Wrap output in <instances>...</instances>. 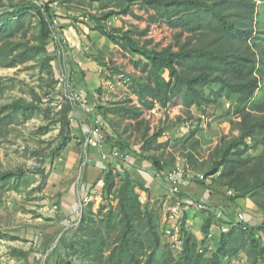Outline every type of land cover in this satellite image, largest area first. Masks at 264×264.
I'll return each mask as SVG.
<instances>
[{"label": "trees", "instance_id": "16d2710c", "mask_svg": "<svg viewBox=\"0 0 264 264\" xmlns=\"http://www.w3.org/2000/svg\"><path fill=\"white\" fill-rule=\"evenodd\" d=\"M91 1L99 3L100 12H84L87 24L113 44L137 55L133 63L143 72V75L129 77V94L136 97V102L130 103L133 100L128 98L118 105L95 104L98 114L105 117L110 112L119 118L132 119L136 129L144 125L138 154L161 171L174 166L175 156L171 152L165 156L154 154L153 150H161L168 144V140L160 141L166 126L149 133L144 111L180 104L184 107V117L175 118L180 123L185 117L193 118L195 110L205 115L210 105L228 102L226 114L239 117L237 121L231 119V127L237 132L222 135L207 159L199 161L202 146L196 133L201 117H196V127L180 139L183 150L180 155L191 169L205 176L212 175L208 183L194 182L204 187L213 184L222 188L232 205L237 199L250 200L253 210L261 211L263 217L251 224L246 220L237 221L235 210H223V217L217 220L214 210L207 205L202 210L205 213L200 225L202 237L197 239L187 229L184 213L178 224L183 247L174 253L163 240L164 230L160 233L153 210L148 203H143L140 193L149 191L143 181L135 179L125 169L114 171L108 165L102 176L104 199L96 210L92 202L87 203L77 221L78 237L70 244L77 259L59 256L52 264H236L242 257L245 264H264V100L255 96L261 87L260 77L264 76V46L258 43L259 34L264 31L254 19L257 0ZM259 1L264 3V0ZM52 2L54 0H25L0 8V41L9 45L6 52L0 49V65L15 67L32 55L47 53V41L53 32L58 42L61 40L64 26L59 22L58 29L51 27L52 18L60 15L51 7ZM111 2L118 8H109ZM137 4L149 12L150 23L161 19L176 29L172 42L157 48L147 45L149 39L140 42L134 37L133 34H146L149 24L143 30L108 24L111 17L134 15L132 6ZM27 15L36 19L37 42L13 41L11 37L22 31ZM42 65L46 67L47 61ZM97 92L102 93L101 87ZM36 106L22 98L6 105L14 114H25ZM72 109L71 103H66L59 142L51 151L54 158L72 139L69 128ZM109 124L112 126L113 122ZM104 141L116 146L121 153L131 151L109 133ZM24 178L22 170H0V182H12L14 187ZM227 189L233 194H227ZM110 196L115 199V206L107 204ZM222 222L228 225L227 230L207 240L209 229ZM12 253L24 254L15 249Z\"/></svg>", "mask_w": 264, "mask_h": 264}, {"label": "rangeland", "instance_id": "374dc122", "mask_svg": "<svg viewBox=\"0 0 264 264\" xmlns=\"http://www.w3.org/2000/svg\"><path fill=\"white\" fill-rule=\"evenodd\" d=\"M21 1L25 0H0V8ZM54 1L56 4L51 7L60 14L57 16L59 24L64 26L60 35L61 40L55 42L52 37L47 41V53L32 55L20 65L15 67L0 65V170L18 169L25 174V178L16 187L12 182H0V233L2 234L0 264H52L59 256L77 259L70 245L71 241H75L78 237L77 216L72 209L78 195L75 189L87 181L88 168L85 157H81L72 177L59 179L57 176L56 165L59 157H52L51 151L59 142L64 107L66 103H71L72 112L75 108L79 109L78 106L81 105L82 109H79L81 117L78 115L73 117L70 113L69 128L72 138L82 139L86 129L90 128L92 123L88 120L89 114H92L94 110L92 117L98 114L95 104L118 105L128 98L133 100L130 103L136 102V97L129 94L130 83L119 81L115 90H109L106 80L120 72L129 77L143 75L140 66L135 67L133 63L137 55H132L129 51L113 44L85 21L84 12H100L98 2ZM256 3L257 13L254 19L256 25L259 23L258 26L264 31V3L259 0ZM109 8L116 9L118 6L111 2ZM132 9L134 15L111 17L108 24L131 30H143L149 24L146 34H133L140 42L149 39L148 46L161 48L173 41L176 29L171 28L161 19L150 23L149 12L138 4L133 5ZM24 24L22 31L11 39L13 41L18 39L19 43H36L38 39L35 17L27 15ZM258 43L259 46H264V32L259 34ZM8 47L5 41H0L1 50L6 52ZM253 47L255 48L254 45ZM44 60L48 63L46 67L42 65ZM100 61L104 64H99ZM260 78L261 87L256 91L255 96L264 100V76ZM99 87L102 89L101 94L97 92ZM81 91L93 92L98 96L108 92V98L103 100L92 98V110L86 101L69 99L70 96ZM19 98L25 102H33L37 106L25 114L11 113L6 105ZM183 108L178 104L168 108L156 106L152 110L144 111L143 119L149 122V133L162 125L166 126L160 141L168 140V144L161 150H153L154 154L165 156L167 153L174 152L182 158L180 139L187 137L188 133L196 127L198 123L196 117H199V114H196L197 116L193 114V118L189 120L185 117L180 123L175 121L177 116L184 117ZM228 108V102L212 104L208 110L206 109V114L200 116L199 124L203 123L205 125L203 128L212 127L218 132L217 142L222 135L237 132L231 127V119L237 121L239 117L237 114H226ZM102 118L107 125H110V121L113 122L112 126L119 133L127 135L128 140L139 145L138 149L140 148L144 125L136 129L132 119L119 118L115 113L108 115L107 112ZM184 125L189 126L185 134L174 136L175 129H180ZM178 133H182V130ZM167 146L170 150L166 148ZM213 146L201 148L199 161L207 159ZM161 152L163 154H160ZM101 176V172L94 175L93 185L97 184ZM71 186L73 191L70 190V192ZM140 194L143 203H148L153 210V215L158 219V229L160 233H163L169 204L166 195L159 192L152 195L146 191ZM102 199H104L103 193ZM107 204L115 206V199L108 197ZM43 205L50 207L56 205L57 208L46 213L42 221H39L37 220L38 209ZM233 205L234 208L241 207L237 200L233 202ZM97 207L98 204L94 209L96 210ZM234 213L237 214L236 211ZM252 213L254 214L252 218L246 215L247 218L252 219V222H257L263 217L259 210L251 211L249 215ZM13 249L20 250L24 254L15 255L12 253ZM236 264H245V258H238Z\"/></svg>", "mask_w": 264, "mask_h": 264}, {"label": "crops", "instance_id": "0c3cea01", "mask_svg": "<svg viewBox=\"0 0 264 264\" xmlns=\"http://www.w3.org/2000/svg\"><path fill=\"white\" fill-rule=\"evenodd\" d=\"M83 93H84V98L82 99V101L88 102V105L91 106L90 108H92V105H93L91 103L92 98L93 99L101 98L102 100L105 98H108V92L103 93V95L101 96H98L97 94L95 93L93 94V92H88V91L87 92L83 91ZM78 108L82 109L81 105H79ZM79 109L75 108L71 112L73 117L77 115L80 117L82 116V114L79 113L80 112ZM94 112L95 110L93 111V113ZM192 113L195 116H197L196 114H198V111L195 110V112H192ZM92 114H89L88 116V120L90 122H92L93 120L92 118H95L98 116L99 118H102L97 113H96L97 116L94 115V117H92L93 116ZM108 115H111V113L108 112ZM199 116H202V115L199 114ZM199 126L201 129L197 132L196 135H197V138L200 140L201 146L203 148H206L208 146L215 145L217 143V136H218V132L216 131V129H213L212 127L210 129L203 128L205 126L203 123H200ZM107 128H108L107 134L109 133L111 136H114L115 138H117L119 141L125 144L126 147H130L131 151H129V153L120 152L121 154L116 156L113 154V152L115 150L116 151H119V150H117L116 146H111L109 142L104 141L100 147H92L84 143L85 135L82 136V139H80L79 137L72 138L71 141H69L68 144L61 150L60 155L58 156L59 158H58V162L56 165V168H57L56 172L58 174L57 176L59 177V179H68L69 177H72V175L75 172L77 163H79V161L81 160V157H85V163L88 168L86 172L87 181H84L80 185V187L75 189V192H77L78 194L76 196L77 199L78 197L82 195H86L87 193H91L92 191H96V190L98 192L103 191L102 176H103L106 166L110 165L114 171L115 170L122 171L123 169H125L130 174H132V177L143 181V183L149 190L148 192L151 193L152 195L156 194L157 192H159L160 194H165L167 201L169 203L170 197L167 193V184H166L165 177L162 173L164 169L161 170L160 175H157L156 173L158 172V170L155 169L154 165L150 161H148L144 156H141L140 154H138L139 145H136L130 142V140H128L127 135L119 133L114 126L107 125ZM83 129L84 127L81 128L82 131ZM179 130H182V133L179 134L178 133ZM186 130L187 128L185 125L181 127L180 129H175L174 136H181L183 133L185 134ZM166 148L170 150L168 146ZM173 155L175 156V160L173 163L174 165L180 164L179 162H182L181 164H185V162L183 161L181 157H179L174 152H173ZM99 172L102 173L101 179L97 182L96 185H93L92 180L94 178V175ZM211 185L212 186L204 187L203 185L198 184L193 181V182L186 183L180 189L181 195L179 196L184 201H186L187 206H184L182 210L183 212L179 219V223L182 219L183 214L185 213L186 214L185 224L187 226V229L190 230L197 237V239H200L202 237L201 231L199 230H200V225L204 221V217H205V213L202 212L203 209H197L195 207V203L200 202V201L205 202L206 205H210V208L212 209V211L214 210L213 211L214 217H215V213H216L215 211L217 210V208L221 207L223 210H226V211L228 210L229 211L235 210L237 212L243 211L245 213V220L248 223H251V224L256 223V222H252V219H250L254 217L253 213L252 215H249L251 214V211L255 212L253 210V204L250 200L237 199V201L241 204V207L237 206L238 208H234L233 207L234 205H232L231 201L228 200L225 195H223L222 191L224 192V190L222 188L221 190L220 187L216 185H213V184ZM70 190L73 191L72 186L69 187V191ZM189 202H191L192 204H188ZM97 204L98 203H94V207L97 206ZM168 205H170V203ZM72 210L75 211L77 219H78L76 207L73 206ZM246 215H248L250 218H247ZM261 219L262 217L259 220ZM217 232L218 231L215 230L214 234L215 233L217 234ZM216 234L213 237L214 239L217 236Z\"/></svg>", "mask_w": 264, "mask_h": 264}, {"label": "built area", "instance_id": "2783aa9c", "mask_svg": "<svg viewBox=\"0 0 264 264\" xmlns=\"http://www.w3.org/2000/svg\"><path fill=\"white\" fill-rule=\"evenodd\" d=\"M56 4V1L52 2L50 5ZM59 18L57 16L52 18L51 27L58 29ZM53 40L55 42H58V36L55 34V32L52 33ZM119 81H122L123 83L129 84L130 78L128 75H126L123 72L117 73L111 78H108L106 80L107 88L110 90H115L116 86H118ZM80 98V99H79ZM84 98L83 91L78 92V94H75L74 96H70V100H82ZM188 129L189 126H186ZM107 125L102 120V118L95 117L92 120L90 128L86 129L85 139L84 143L88 146L92 147H100L102 143L105 140V137L107 135ZM114 155L118 156L121 153L119 151H114ZM161 171H158L156 174L160 175ZM163 175L166 180L167 184V193L171 199L170 205H168V213L165 217V229L163 233V237L165 240V243L168 244L170 249L174 253H178L182 250L183 247V234L181 233L178 223L179 219L182 215V210L184 206H187L186 201H184L180 196H178V193L180 192V189L183 185H185L188 182H193L195 180H203L206 183H208L212 177V175L205 176L201 172H197L193 169H191L187 164H177L171 167H167L163 170ZM102 192L92 191L91 193H87L86 195L80 196L77 201L75 202V207L78 215L79 220L81 216V211L83 207L89 203H99L102 200ZM227 194H233V191L231 189H227L225 191ZM188 204H192L189 202ZM205 202H197L195 203V207L197 209H205L206 208ZM57 206L53 205L52 207L43 205L40 206L38 209V218L37 220L42 221L43 216L48 213L49 211L56 209ZM215 218L217 220H220L221 217H223V209L221 207L217 208L215 211ZM245 220V213L243 211H239L237 213V221H244ZM227 224L220 223L218 226L213 225L207 234V239L211 240L215 234V230L219 232H225L227 230ZM214 229V230H213ZM210 248V247H209ZM199 249V251H201Z\"/></svg>", "mask_w": 264, "mask_h": 264}]
</instances>
